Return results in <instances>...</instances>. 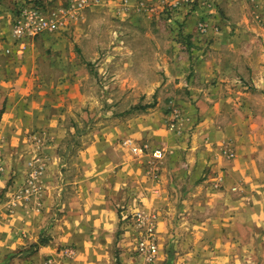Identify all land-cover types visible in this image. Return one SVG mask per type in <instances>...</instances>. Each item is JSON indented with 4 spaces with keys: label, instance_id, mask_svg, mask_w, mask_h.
Wrapping results in <instances>:
<instances>
[{
    "label": "crops",
    "instance_id": "0c3cea01",
    "mask_svg": "<svg viewBox=\"0 0 264 264\" xmlns=\"http://www.w3.org/2000/svg\"><path fill=\"white\" fill-rule=\"evenodd\" d=\"M101 1L80 15L74 29L90 20V12L108 9L115 18L137 26L173 15L168 18L172 28L181 23L189 33L197 17L214 12L185 4L172 14L163 5L169 0ZM16 2L0 0V142L6 161L0 179V264L60 259L59 251L69 245L76 247V255L63 264H144L132 257L134 235L120 222L117 205L125 186L136 192L132 209L157 217L156 264H264V0L224 3V15L208 18L222 32L213 35L212 43L206 36L194 41L195 54L174 38L163 42L173 46L172 58L165 54L166 74L180 79L176 88H188L192 100L181 103L190 117L197 109L201 120L189 139L166 140L174 152L165 153L151 169L150 157L111 149L121 125L81 137L77 131L85 121H67L72 110L67 102L81 98L85 68L73 54L46 56L41 43L26 42L25 50L15 46L12 26L20 11ZM141 4L151 11L144 13ZM149 42L140 39L129 45L141 47L135 51L140 59L143 46H149L145 53H151V60L158 58L159 40ZM68 44L54 43L62 51ZM175 45L184 51L179 53ZM9 48L12 53L6 52ZM170 61L182 66L176 70ZM48 73L74 82L60 81L56 87L46 82ZM43 133L51 142L44 147L50 164L42 203L22 201L12 208L13 188L24 181L25 162L35 152L31 136ZM139 142L153 147L150 141ZM229 145L235 150L233 159L222 153ZM218 177L223 181L216 187Z\"/></svg>",
    "mask_w": 264,
    "mask_h": 264
},
{
    "label": "rangeland",
    "instance_id": "374dc122",
    "mask_svg": "<svg viewBox=\"0 0 264 264\" xmlns=\"http://www.w3.org/2000/svg\"><path fill=\"white\" fill-rule=\"evenodd\" d=\"M61 2L63 3H60L59 0H17L16 9L19 11L25 6L36 5L45 6L48 9H59L65 8L69 4V0ZM224 3H235V1L224 0L219 6L208 8V10L214 11L213 13L211 12L210 15L212 16L214 13L219 14V16L221 14L224 15V12H222ZM102 4L100 0L98 5ZM187 4L188 6H195V8L201 6L199 1ZM142 5L145 4H141L140 8H142ZM184 6L186 5L183 4L177 8L169 6L167 8L171 9V13L173 14V11L177 12L180 10V7ZM85 11L86 10L80 11L77 14L76 21H78L80 15ZM181 12L186 11L184 9ZM90 14V20L86 23H80V28L77 30L74 29L75 21L72 28L66 32L45 34L34 39H24L22 42L16 41L12 33L14 45H21L20 49L23 50L26 42L36 43V45L41 43L44 47L42 52L48 57L54 58V56H58V54L61 55L62 52H65L68 56L72 54L73 56L75 55V60L79 59L77 63L79 62V65L85 68L80 79H85L79 90V97L81 96V98L75 103L73 101H70L71 103L67 102L72 109L71 112H68L67 121L73 123L76 121H85L86 125L77 131V133L79 132L81 134V137L82 134H97L101 129L107 126L116 129L121 125L122 130H120V132L119 130L115 132V137H117L116 144L111 147L115 153H128V155L131 154L139 158L129 148L124 146V141L127 139H133L137 144L140 140L150 141L154 148L161 149L165 151V153H173L174 148H169L166 140L173 139V143H175L185 136L189 139L188 137L190 134L192 135L201 118L198 116L197 109L193 110L192 117H190L188 115L190 112L181 103L184 100H188L189 102L192 100L190 91L187 90L188 88L182 85L180 88H176L180 83V79L171 80L170 77L167 76L166 67L168 66V62L166 61L167 58L165 54L170 56L173 53V46L163 42L174 38L179 44L184 43L188 45L186 46L187 52L195 54V52L191 50L195 47L194 41H198L199 38L206 36L207 38L205 39L207 43L209 41L212 43L214 40L213 35L220 34L222 28L218 23L208 20L210 15H207V17L203 19H198L197 17V19H195L197 21L196 25L191 32L188 33L182 28L183 25L181 23H177V26L175 25V28H172V22H169L168 18H174L173 15L167 18L165 17V19L163 18L160 23L159 21L158 23L147 22L148 25L146 26H137L138 24H134V22L121 21L115 18L108 9L96 13L90 12ZM18 15L19 12L14 16L13 26ZM174 16L177 15L174 14ZM198 22L199 24H197ZM201 23H206L209 26V31L207 33L203 34L200 32L199 25ZM155 38L159 40L158 50L160 55H158V58H153L152 60L150 57L151 53L149 51L145 53V50H148L149 46L142 47L144 54L142 59H140L137 57L135 51L141 49V47H136L132 44L129 45L130 41L134 43L135 40L142 39L150 43L149 41ZM76 40H79L81 44L76 45ZM54 43L59 45H65V43L69 44L67 47L64 46V50L62 51L59 50ZM190 43H193L191 47L189 46ZM176 48L175 45V50ZM8 50H11V53L13 52L11 48L7 49V51ZM177 51L182 53L184 49L178 47ZM174 62L170 61L169 63L173 64ZM179 62H182V60ZM179 62H175L176 70H179L182 66V63ZM87 76L89 79H87ZM66 80L74 82V79L72 80V78L70 79L69 77L58 80L56 77L52 76L51 73H48L46 82L52 85L55 84L57 87L58 82H65ZM168 81H171L170 84H168ZM174 99H176V101H174ZM193 104L195 105L196 103ZM65 111L69 110L65 108ZM88 121L90 122L87 125ZM31 138V142L35 146V152L32 158L25 162L27 163L28 171L24 181L17 188L14 186L15 182L11 184L15 188H13L10 201L12 197L15 196L16 192L25 185L30 172L29 164L33 159L38 155L44 156L47 159V166L50 164V158L45 154L44 147L50 144L51 139H49L46 133L42 135L34 134ZM39 140H41L42 144H39ZM79 141L81 142V140ZM2 144L3 142L1 141L0 152L4 158L6 173V161L3 154L4 151L1 148ZM79 146H82V144H79ZM227 147L228 146H225L222 149V153L225 152ZM229 147L232 148L231 145H229ZM133 156L131 157L133 158ZM147 165L151 169L150 160ZM153 165H155V163ZM158 169L160 171V166H158ZM157 172L158 171L155 172L156 175ZM5 173L0 179L5 176ZM159 177L160 174L158 173L156 179L159 180ZM135 195V190L130 186L123 187V189L120 190V197L117 205L118 209L120 210V204H131L132 198ZM42 200L43 196L41 200L33 199L30 203H32L33 206H40ZM66 247L73 246L69 245ZM73 248L76 249L75 246ZM29 257L31 256L29 255ZM31 264L39 263L32 262Z\"/></svg>",
    "mask_w": 264,
    "mask_h": 264
},
{
    "label": "built area",
    "instance_id": "2783aa9c",
    "mask_svg": "<svg viewBox=\"0 0 264 264\" xmlns=\"http://www.w3.org/2000/svg\"><path fill=\"white\" fill-rule=\"evenodd\" d=\"M100 0H69L65 8L48 9L45 6H25L20 9L19 15L14 22L13 37L16 41L24 39H34L45 34H55L66 32L74 25L77 14L87 8L99 3ZM199 1L200 5L212 8L219 6L224 0H169L163 5L173 6L174 8L187 3ZM236 1V0H230ZM142 11L147 13L151 7L142 5ZM201 33H207L209 26L206 23L199 25ZM20 42V43H21ZM11 53V50L7 51ZM42 144L41 140L38 141ZM124 146L129 148L138 157H150L151 167L156 161L165 158V151L152 148L149 144H137L133 139L124 141ZM228 159L235 158V151L227 147L223 153ZM30 172L26 179L25 185L16 192L11 199V207L16 208L20 202L30 203L33 199L41 200L43 196L42 179L47 172V159L38 155L30 164ZM5 173V162L0 152V178ZM157 178V176H156ZM223 178L216 179V187H219ZM234 190H237L236 188ZM120 222L128 231L134 235V241L131 249L132 256L140 259L144 264H156L159 257V239H158V222L156 215L131 208V204H120ZM58 255L60 259L49 257L43 263L39 264H63L64 260H71L76 255V249L73 247H63Z\"/></svg>",
    "mask_w": 264,
    "mask_h": 264
},
{
    "label": "trees",
    "instance_id": "16d2710c",
    "mask_svg": "<svg viewBox=\"0 0 264 264\" xmlns=\"http://www.w3.org/2000/svg\"><path fill=\"white\" fill-rule=\"evenodd\" d=\"M45 242H46V240H43V241H42V243H45Z\"/></svg>",
    "mask_w": 264,
    "mask_h": 264
}]
</instances>
